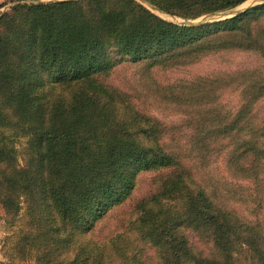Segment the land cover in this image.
I'll list each match as a JSON object with an SVG mask.
<instances>
[{"label":"trees","instance_id":"1","mask_svg":"<svg viewBox=\"0 0 264 264\" xmlns=\"http://www.w3.org/2000/svg\"><path fill=\"white\" fill-rule=\"evenodd\" d=\"M3 1L13 6L0 15V204L12 223L25 205L30 229L23 248L34 251L35 263L264 264L263 220L248 219L233 204L264 210V115L257 112L264 67L156 81L157 71L208 55L254 52L264 61V5L187 26L161 19L136 0ZM148 1L196 18L246 0ZM127 60L143 68L164 103L189 115L200 134L190 152L208 153L210 162V155H224L223 165L242 186L234 190L215 176L209 190L162 147L158 134L167 128L108 81ZM239 85L237 109L225 110L221 95ZM173 166L159 190L139 203L132 224L153 257L137 255L134 239L122 245L121 234L110 246L79 240L119 213L142 170ZM186 231L206 248L198 251Z\"/></svg>","mask_w":264,"mask_h":264},{"label":"rangeland","instance_id":"2","mask_svg":"<svg viewBox=\"0 0 264 264\" xmlns=\"http://www.w3.org/2000/svg\"><path fill=\"white\" fill-rule=\"evenodd\" d=\"M48 1V0H45ZM152 13L156 14L163 20L178 24V25H201L207 23H214L223 21L229 18H233L242 14L252 8L264 5V0H246L239 6L224 10L202 14L196 18L184 17L179 14L164 11L152 4L148 0H136ZM3 0H0V15L10 9L13 4L4 5ZM201 7H196L195 10L199 11ZM117 57V56H116ZM124 65H121L115 69V71L108 78V81L113 86L124 91L128 99L134 104V106L143 114L150 115L161 122V126H165L167 129H162V133L158 134L159 142L162 147L175 154L179 159L183 160L182 164L185 169L193 172L198 184H205L209 190H211L210 178L213 181L215 176L221 178L224 185H232V188L242 186L243 180L240 176L231 174V171L223 165L224 155H210L213 157V161L210 162L209 154H201L199 151L196 154L190 152V147L195 145L199 133L194 126L190 127L188 120L189 115L183 113L180 107H173L164 103L160 96L153 90L152 87L147 85L146 75L144 70L140 66L131 64L130 60H127ZM263 58L254 52H240L233 51L227 53H221L216 55L203 56L200 60L193 64L175 68L174 70H160L157 71L156 81L163 83L166 78L168 81L185 80L189 78H195L200 75H207L213 72L225 71V70H238V69H263ZM243 86H235L227 89L222 95L221 104L226 107L225 110H235L240 103V92L243 90ZM257 112L260 116L264 115V97L257 105ZM212 125V124H210ZM19 151V162L23 166L25 162L24 148L25 141L22 140L17 145ZM203 157V158H202ZM206 157V158H205ZM204 159L207 161L204 162ZM205 168H204V167ZM174 167L171 169H164L160 172H154L152 170L144 169L139 173L136 186L127 196L126 200L119 206L117 214H109L101 219L96 225L93 224L89 233L85 236H79V240L89 244L93 247L96 242L98 244L108 243L110 246L113 240L121 234V243L125 245L128 239H134L138 245L136 254L146 258L147 256L153 257L155 250L149 245L137 239V235L132 228L133 220L138 216L139 203L153 195L159 190L161 181L167 174L174 172ZM197 188V187H196ZM236 193V191H235ZM236 193L237 198L241 197ZM234 206L237 211L246 216L248 219L263 220L264 222V210L261 212L252 213L251 209L245 202H234ZM211 213L208 214L211 217ZM30 229L29 216L25 205L22 206L20 214L14 219L12 223V217L5 213L2 205L0 204V264H36L35 254L32 251L23 248L22 235L24 232H28ZM186 234L190 236L193 245L199 250L205 249L206 246L198 242V237L191 231H186ZM120 238V237H119ZM202 248V249H201ZM152 264H156L155 262Z\"/></svg>","mask_w":264,"mask_h":264}]
</instances>
